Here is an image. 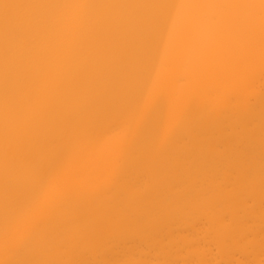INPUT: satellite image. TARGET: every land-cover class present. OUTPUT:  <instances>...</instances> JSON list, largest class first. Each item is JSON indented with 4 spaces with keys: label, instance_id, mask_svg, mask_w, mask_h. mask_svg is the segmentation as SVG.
Instances as JSON below:
<instances>
[{
    "label": "bare ground",
    "instance_id": "bare-ground-1",
    "mask_svg": "<svg viewBox=\"0 0 264 264\" xmlns=\"http://www.w3.org/2000/svg\"><path fill=\"white\" fill-rule=\"evenodd\" d=\"M0 264H264V0H0Z\"/></svg>",
    "mask_w": 264,
    "mask_h": 264
}]
</instances>
